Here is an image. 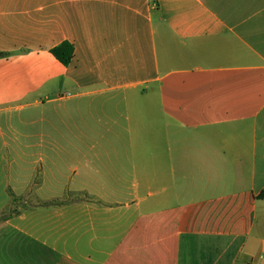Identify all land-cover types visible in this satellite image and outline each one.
I'll list each match as a JSON object with an SVG mask.
<instances>
[{
    "label": "crops",
    "instance_id": "0c3cea01",
    "mask_svg": "<svg viewBox=\"0 0 264 264\" xmlns=\"http://www.w3.org/2000/svg\"><path fill=\"white\" fill-rule=\"evenodd\" d=\"M0 264H264V0H0Z\"/></svg>",
    "mask_w": 264,
    "mask_h": 264
},
{
    "label": "trees",
    "instance_id": "16d2710c",
    "mask_svg": "<svg viewBox=\"0 0 264 264\" xmlns=\"http://www.w3.org/2000/svg\"><path fill=\"white\" fill-rule=\"evenodd\" d=\"M51 54L64 66H69L73 59H74V46L68 42L62 43L60 46L54 48L51 50ZM31 195V193H28V196ZM10 196L12 197V201L15 202L18 197L13 195V193L10 192ZM70 196V195H69ZM27 198V197H22ZM51 205H54L52 203L46 202L42 203L43 207H49ZM28 206L24 205V208H27ZM15 212H12L11 209L6 210V212L2 213L1 218L3 220H7L9 217L13 216Z\"/></svg>",
    "mask_w": 264,
    "mask_h": 264
}]
</instances>
